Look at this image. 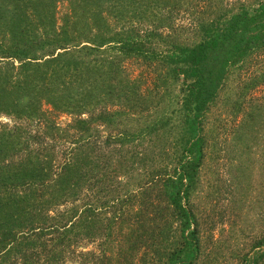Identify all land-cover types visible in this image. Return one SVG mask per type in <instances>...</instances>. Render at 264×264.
<instances>
[{
    "label": "trees",
    "instance_id": "obj_1",
    "mask_svg": "<svg viewBox=\"0 0 264 264\" xmlns=\"http://www.w3.org/2000/svg\"><path fill=\"white\" fill-rule=\"evenodd\" d=\"M235 3L207 15L204 0H0V116L14 120L0 127V264H197L205 116L264 52V0ZM131 60L165 70L155 102L125 72ZM101 238L120 239L114 257L104 242L78 250ZM253 248L249 264H263L264 234Z\"/></svg>",
    "mask_w": 264,
    "mask_h": 264
},
{
    "label": "rangeland",
    "instance_id": "obj_2",
    "mask_svg": "<svg viewBox=\"0 0 264 264\" xmlns=\"http://www.w3.org/2000/svg\"><path fill=\"white\" fill-rule=\"evenodd\" d=\"M204 1L211 9L201 13L209 15L215 12L213 9L219 3L234 6L235 2L245 0ZM66 13V3L59 4L55 14L56 27L61 24L60 19ZM171 16L177 28L181 25L186 27L189 12L180 8L173 11ZM46 25L48 26L47 23ZM151 25L147 23V26ZM147 26L145 23V27ZM2 35L6 39L2 45H6L10 35L1 34L0 41ZM124 66L129 78L135 81V87L141 96L153 98L155 102V98L160 96L161 90L158 87L165 70L137 60L127 61ZM263 73L264 52L253 56L242 71L230 77L205 116V154L197 187L191 195L194 214L199 224L201 249L197 264H249V259L257 251L253 247L264 234V82H259ZM256 80L258 85L254 89L244 90L245 86ZM242 92L244 95L239 106L233 108L234 102ZM254 106L259 107L260 114L252 128L246 118ZM144 121L145 119L138 118L139 123ZM13 122L9 117L0 116V127L11 128ZM68 122L69 118L63 115L56 118L60 127H65ZM111 132L114 133L103 131L102 137ZM150 144L152 143L147 140L143 145L139 144L132 149V145H126L124 151L148 150L151 149ZM126 179L121 181L125 182ZM104 213L106 217L111 215L108 210ZM112 240L116 245L120 242V239ZM100 242L106 243L103 248L105 254L110 255V251H113L111 256L116 255L118 249L115 244L108 247V241L102 238L95 242H83L78 250L100 254Z\"/></svg>",
    "mask_w": 264,
    "mask_h": 264
}]
</instances>
